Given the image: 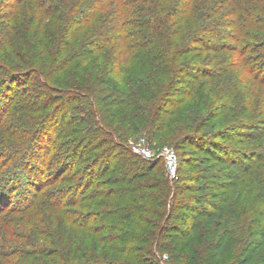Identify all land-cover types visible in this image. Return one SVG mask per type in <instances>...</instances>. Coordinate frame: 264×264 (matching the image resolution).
Segmentation results:
<instances>
[{
    "label": "trees",
    "instance_id": "16d2710c",
    "mask_svg": "<svg viewBox=\"0 0 264 264\" xmlns=\"http://www.w3.org/2000/svg\"><path fill=\"white\" fill-rule=\"evenodd\" d=\"M0 264H264V0H0Z\"/></svg>",
    "mask_w": 264,
    "mask_h": 264
},
{
    "label": "built area",
    "instance_id": "2783aa9c",
    "mask_svg": "<svg viewBox=\"0 0 264 264\" xmlns=\"http://www.w3.org/2000/svg\"><path fill=\"white\" fill-rule=\"evenodd\" d=\"M132 149L134 152L140 154L144 158H154L155 151L150 146L148 140L145 137H141L132 142ZM159 156L164 160L167 172L171 179H174L177 176L179 157L177 151L170 146L163 147Z\"/></svg>",
    "mask_w": 264,
    "mask_h": 264
},
{
    "label": "rangeland",
    "instance_id": "374dc122",
    "mask_svg": "<svg viewBox=\"0 0 264 264\" xmlns=\"http://www.w3.org/2000/svg\"><path fill=\"white\" fill-rule=\"evenodd\" d=\"M30 174L34 175V174H36V172H32V171H30ZM23 176H24V175H23ZM25 176H26V175H25ZM26 177H27V176H26ZM175 178H177V176H176ZM175 178H174V179H175ZM26 187H27V185L25 184V185L23 186V189L26 188Z\"/></svg>",
    "mask_w": 264,
    "mask_h": 264
}]
</instances>
